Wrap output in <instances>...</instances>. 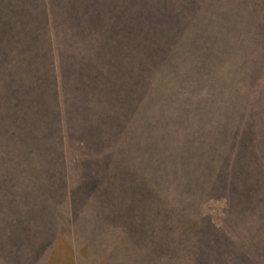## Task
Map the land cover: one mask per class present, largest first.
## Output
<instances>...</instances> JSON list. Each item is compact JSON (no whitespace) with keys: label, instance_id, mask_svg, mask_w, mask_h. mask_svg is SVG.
<instances>
[{"label":"trees","instance_id":"16d2710c","mask_svg":"<svg viewBox=\"0 0 264 264\" xmlns=\"http://www.w3.org/2000/svg\"><path fill=\"white\" fill-rule=\"evenodd\" d=\"M63 242L264 264V0H0V264Z\"/></svg>","mask_w":264,"mask_h":264},{"label":"rangeland","instance_id":"374dc122","mask_svg":"<svg viewBox=\"0 0 264 264\" xmlns=\"http://www.w3.org/2000/svg\"><path fill=\"white\" fill-rule=\"evenodd\" d=\"M226 205V199L224 197L219 198H209L205 201H203L200 205V211L201 214L205 215L206 218H208L213 224H219L220 217L224 214V209ZM60 234V233H59ZM63 236V235H62ZM61 237V236H60ZM64 237V236H63ZM65 238V237H64ZM59 244V238L56 241ZM73 243V242H72ZM56 243L53 247V251L51 253V256H59L57 257H51L53 259V264H61V260L64 262H68L70 257H72L73 263H75L76 260H74V248H66L65 243L63 242V245L58 246ZM74 244V243H73ZM87 243L83 244L82 246L78 247L79 251L82 252L87 251ZM105 262L103 261L102 264Z\"/></svg>","mask_w":264,"mask_h":264}]
</instances>
